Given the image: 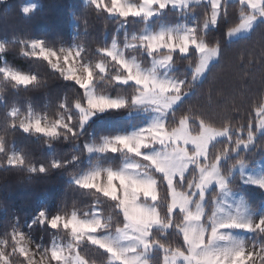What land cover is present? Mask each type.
I'll return each mask as SVG.
<instances>
[{
	"label": "snow or ice",
	"instance_id": "6c2138e0",
	"mask_svg": "<svg viewBox=\"0 0 264 264\" xmlns=\"http://www.w3.org/2000/svg\"><path fill=\"white\" fill-rule=\"evenodd\" d=\"M207 3L210 5V16L206 13L202 23L196 18L192 26L161 28L159 32L132 35V41H138L139 48L153 58L152 67L148 70L142 68L135 58L131 62L126 59L115 39L110 48L97 49L102 56L115 62V74L109 73L108 63L104 59L95 65L82 62L85 50L81 45H77L75 50H57L42 39L11 42L22 44L26 49L23 52L25 56L42 58L63 79L74 81L84 90L83 97L74 103L79 113L75 120L64 103L59 105L63 109L59 118L51 123H44V117L34 116L31 112L24 119H19L17 109H13L8 113L12 118L10 127L13 130L42 134L48 138L46 143H50L61 136L66 139L78 138L84 124L97 112L146 105L160 114V118L130 135L102 138L98 144L85 143L84 149L89 153L124 152L146 163L142 166L130 162L114 170L96 162L87 171L70 175V183L78 188L94 189V196L99 193L109 198L113 202L115 216H122V220L113 223V216L105 218L99 207L85 213L82 219L78 218L76 211L70 216L66 212H39L33 223L47 225L51 229L70 230L72 237L66 246L54 242L50 249H43L40 255L46 257L49 264L53 261L55 264H87L78 251L81 244L102 250V254L107 256L106 264H150L153 253H163V264H264V242L258 239L264 234V217L255 222L238 216L224 218L217 214L222 211L219 207L206 215L202 203L210 185L215 183L221 190L228 187L227 179L220 171L221 159L229 151L247 148L253 142V124L233 126L231 121L235 117H225L226 122L219 128L212 127L206 122L208 118L204 113L195 112L192 108L177 116L176 106L185 104L184 97L194 93L197 84L203 83L212 66L219 63L223 55L219 42L210 46L199 33H207L210 28L228 19L229 0H207ZM88 4L94 6L97 15L107 13L110 17H118V22L123 26L130 16L147 20L169 8L183 11L191 6L190 0H141L139 4L128 0H88ZM238 4L239 23L228 28V38L240 32L250 33L257 25H264V0H238ZM34 10L35 5L22 8L25 15ZM8 44L0 42V53L6 51ZM129 47L135 48L137 45L126 43L125 48ZM161 49L167 51L162 58H157ZM189 53L188 66L193 69L191 78L187 75L183 79L170 76L168 69L175 64L174 54L185 56ZM191 56L197 58L195 62ZM0 73L15 85L40 83L36 75L23 74L9 67L0 68ZM105 75L110 83L133 82L134 93L127 98L98 95L95 83ZM261 84L264 85V78ZM169 114L171 121L166 119ZM261 114H264V109ZM193 125L197 128L195 135L191 131ZM256 127L264 129V121ZM218 137H226L230 144L213 151V141ZM155 146H159V150L143 151ZM0 153L5 154L7 167L23 168L30 174H46L52 169H63L79 159L73 155L71 160L54 158L47 164L37 165L31 162L26 153L10 150L2 136ZM190 167L192 171L186 175ZM255 183L264 188V181ZM161 186L164 188L163 196L159 192ZM95 203L97 206L102 203L99 196H96ZM161 208L164 209L163 215ZM178 216L182 217L179 223L176 221ZM28 227L31 228L32 224ZM232 229L255 233L257 240L247 244L231 242L225 230ZM170 235L182 237V246L173 248L167 245L166 240ZM9 237L11 252L6 250ZM28 242L18 222L14 223L11 233L5 232V238L0 239V264H12L10 257L16 254L24 257L22 264H37L34 259L37 253L27 246ZM41 247L40 244L36 245L38 250ZM65 247L68 255H65Z\"/></svg>",
	"mask_w": 264,
	"mask_h": 264
},
{
	"label": "trees",
	"instance_id": "16d2710c",
	"mask_svg": "<svg viewBox=\"0 0 264 264\" xmlns=\"http://www.w3.org/2000/svg\"><path fill=\"white\" fill-rule=\"evenodd\" d=\"M28 0H2L0 2V42L8 44L6 51L0 53V68L7 66L23 74L36 75L38 85H15L10 78L6 79L0 73V136L9 147L18 152L26 153L32 163L47 164L51 159L71 160L73 155L79 159L72 161L63 169H52L46 174H30L23 168L6 166V157L0 153V237L5 238V232L11 233L12 225L18 222L20 231L28 234L43 248L50 249L57 238L70 237V230L63 228L51 229L47 225L41 226L33 223L34 218L41 211L49 214L65 212L70 216L73 211L77 216L84 218L85 213L99 207L103 210L105 218L113 216V223L122 220L116 217L109 198L97 193L102 203L96 205L94 189H80L70 183L71 174L86 171L96 162L102 166L118 169L126 157L145 164L139 157H134L124 152L104 153L90 155L84 149L85 143H100L105 136L113 137L129 132L133 127L144 122V114L136 113L137 108L125 107L118 110L97 112L92 119L86 122L80 130L78 138L63 136L46 143L47 137L42 134L24 133L22 130H13L10 125L12 118L8 116L13 109H17L19 119H24L31 112L35 116L44 117L49 122L59 118L63 111L59 105L64 103L70 109L75 120L79 113L74 107L76 100L81 99L84 90L74 81L65 80L53 70L47 61L34 56H25L26 49L22 44L11 43L29 39H42L54 49L67 48L72 45H81L84 48L82 62L95 65L104 59L108 63L109 73L115 74L117 66L111 58L104 57L97 49L109 47L113 39L125 48V36L133 33L139 35L151 22L157 29L162 23L177 24L184 19V11L166 9L152 20L139 17H129L125 26L120 25L118 17H110L107 13L97 15L94 6L84 0H36L38 7L30 14L22 12L23 5ZM187 11L194 14L203 22L205 14L210 16V5L206 2L191 5ZM228 19L218 23L207 33H199L210 45L220 43L222 58L219 63L212 66L202 84H197L194 93L184 97V105H177V116L192 108L195 112H202L208 118L207 123L219 128L225 123V117H235L231 123L253 124L255 133L253 144L248 149H240L236 153L230 151V156L221 162L224 176L232 173V166L239 161L255 165L264 158V132L259 133L258 110L264 104V25H257L253 31L245 36L229 40L226 33L229 27L239 23L240 6L238 0H230L228 6ZM186 12V11H185ZM79 18V19H77ZM127 56H135L142 67L151 66L152 57H149L139 47L125 48ZM166 50L157 55H163ZM191 53L185 56L174 54L175 64L172 73L175 77L183 79L186 75L190 79L193 71L189 65ZM193 62L195 56H191ZM98 71V70H97ZM134 83H110L105 75L95 83V90L99 94L113 97L127 98L134 93ZM86 104V101H83ZM171 121V114L167 117ZM75 122V121H74ZM192 134L197 133L195 125L191 128ZM230 144L227 138L213 143L212 150L223 149ZM10 154V153H9ZM191 169L187 175H190ZM229 185L234 191L242 193L254 211L264 214V189L260 186L246 184L239 176L230 180ZM209 196L208 214L213 206L212 193ZM164 195V188L159 189ZM164 209L161 208L163 215ZM182 217H176L179 223ZM32 224L29 228L28 225ZM256 241V234L253 233ZM259 241L264 242V234ZM167 245L175 248L182 246V237L170 235L166 240ZM11 252V239L6 249ZM81 257L88 264H106L107 256L95 246L81 244L78 249ZM12 264H22L24 257L19 254L10 257ZM55 264V262H51ZM150 264H163V253H153Z\"/></svg>",
	"mask_w": 264,
	"mask_h": 264
},
{
	"label": "rangeland",
	"instance_id": "374dc122",
	"mask_svg": "<svg viewBox=\"0 0 264 264\" xmlns=\"http://www.w3.org/2000/svg\"><path fill=\"white\" fill-rule=\"evenodd\" d=\"M84 1L86 3H88V0H84ZM128 2L139 4L141 2V0H128ZM203 2L207 3V0H200L199 3H197L196 0H190V5L200 4V3H203ZM32 5H35V9H36L38 7L39 3L36 0H28L27 2H25L23 7L32 6ZM177 9L180 10L179 8H177ZM187 10L188 9L183 10L184 11V19L181 22H179L177 24L162 23L157 29H155L153 27L151 22H148L146 27H145V29L140 34H142L143 32H159L161 28H165V29L166 28H178V27H182L184 25L192 26L193 21H194V14L190 13V11H187ZM180 11H182V10H180ZM162 12L160 14H162ZM160 14H158L156 16H153V17H151V18H149L147 20L150 21L153 18L159 16ZM139 18H141V17H139ZM247 34H249V33H245V32L236 33V34H234L232 37H230L228 39L229 40H234L236 38H239L241 36H245ZM132 35H136V34L133 33V34L127 36V40H126L125 44L126 43L136 44L137 47H139V42L138 41H132V39H131ZM116 42H117L118 49L121 50L124 53V56H125L126 59H128L131 62L133 60V58H135V61L141 65L140 61L135 56H127L126 53H125V48L121 47L118 44L117 40H116ZM67 48L75 50L76 46L72 45V46L67 47ZM129 48H132V47H129ZM162 50H166V49H161L160 51H162ZM157 58H162V55H157ZM3 67H7V66H3ZM77 67H79V64H77ZM141 67H142V65H141ZM151 67H152V63H151L150 67H148V68L142 67V68H144L145 70H148V69H151ZM172 70H173V65L168 69V73H169L170 76H174L173 73H172ZM129 83H133V82L130 81ZM96 93L98 95H100L98 92H96ZM110 97L117 98V97H113V96H110ZM136 108H137L136 113L142 114V115L144 114V122L139 124L138 126L133 127L129 132H127L125 134H119V135H130V134L140 130L141 128L147 127L154 120L160 118V114L155 112L153 110V108L150 107V106L143 105V106H136ZM262 109H264V104L261 107V109L258 110V112H257V114L259 116L258 125H259V123L261 121H264V114H261V110ZM37 117H40V116H37ZM93 117H94V115L92 117H90L89 120L92 119ZM43 122L44 123H51V122H49L46 119ZM258 131H259V133H263L264 129L258 128ZM104 138H110V137L105 136ZM224 138H226V137H218L215 141H213V143L218 141V140L224 139ZM254 139H255V137H254ZM89 144H98V143L91 142ZM252 144H253V142L247 148H243V147L238 148L236 151H234V153H236L240 149H248V148H250L252 146ZM189 147L191 148V146H189ZM157 150H159V146H155L153 148L144 149L143 151L147 153V152H153V151H157ZM230 153H231L230 151L228 153H226L225 156L221 159V162L225 161L230 156ZM95 154H104V153H97L95 151L90 153V155H95ZM130 162H137V161H135L131 157H126L124 159V162H123V164H122V166L120 168H122L126 163H130ZM221 162H220V165H221ZM137 163H140V162H137ZM140 164L142 166L144 165L142 163H140ZM103 167L104 168H108L106 166H103ZM190 169H191V167L189 168V171H190ZM114 170H116V169H114ZM220 171H221V174L223 175L221 167H220ZM188 173H186V175ZM237 176H239L241 178V180L244 183H246V184H252V185L260 186L258 183H255V181H264V158H262L261 160L257 161V163L255 165H253V166L248 164V163H246L245 161H239L236 165L232 166L231 175L228 176V177L225 176L226 179H227V182H228V187L226 189L221 190L215 183L210 185L207 188V190H206L205 199L202 202L203 206L205 207L206 215L208 214V207H209V204H208L209 200L208 199H209L210 193L215 189V191L212 193V200L211 201L213 203V206H212L211 212L213 210H215L217 207H219L220 209H222V211L218 212L217 214L219 216H221V217L227 218L228 216H238V217H241V218H244L246 220L253 221V222L259 220V218H261V217H264V214L261 211H254V210L251 209L249 202L246 200L245 196L242 193L234 191L233 189H231V186L229 185V182H230L231 179H233V178H235ZM103 178H104V180L106 182V173H104ZM78 218H80V217L78 216ZM206 219H207V217H205V220ZM24 234H25V237H26L27 241H29L27 243V246L33 252L37 253L35 255V257H34V259L37 261V264H49L48 259L46 257L42 258V256L40 255V253L43 251L44 248L41 247V249L38 250L36 248V245L39 244V243L36 242L28 234V232H24ZM225 234L230 237L231 242H243V243L247 244L249 241H254L253 240V236H252L253 233H250V232H247V231L241 230V229L225 230ZM0 239H1V237H0ZM71 240H72V237H71V233H70V237L65 238V239L57 238L54 242L59 244V245H61V246H66L67 244H69L71 242ZM65 255H68L66 247H65Z\"/></svg>",
	"mask_w": 264,
	"mask_h": 264
},
{
	"label": "crops",
	"instance_id": "0c3cea01",
	"mask_svg": "<svg viewBox=\"0 0 264 264\" xmlns=\"http://www.w3.org/2000/svg\"><path fill=\"white\" fill-rule=\"evenodd\" d=\"M230 1V0H229Z\"/></svg>",
	"mask_w": 264,
	"mask_h": 264
}]
</instances>
